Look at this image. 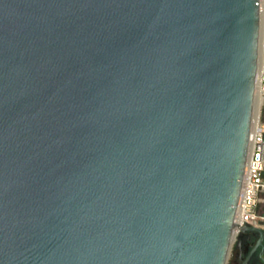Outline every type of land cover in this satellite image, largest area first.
Returning a JSON list of instances; mask_svg holds the SVG:
<instances>
[{
    "label": "water",
    "instance_id": "obj_1",
    "mask_svg": "<svg viewBox=\"0 0 264 264\" xmlns=\"http://www.w3.org/2000/svg\"><path fill=\"white\" fill-rule=\"evenodd\" d=\"M260 41L261 0H0V264H227Z\"/></svg>",
    "mask_w": 264,
    "mask_h": 264
},
{
    "label": "built area",
    "instance_id": "obj_2",
    "mask_svg": "<svg viewBox=\"0 0 264 264\" xmlns=\"http://www.w3.org/2000/svg\"><path fill=\"white\" fill-rule=\"evenodd\" d=\"M259 86L264 102V66L259 73ZM260 114V113H259ZM242 193L234 227V239L241 233L245 225L264 227V214L260 211L264 203V122L258 116L254 134L252 152L248 164L246 179L242 185ZM239 217L237 219V215Z\"/></svg>",
    "mask_w": 264,
    "mask_h": 264
},
{
    "label": "flooded vegetation",
    "instance_id": "obj_3",
    "mask_svg": "<svg viewBox=\"0 0 264 264\" xmlns=\"http://www.w3.org/2000/svg\"><path fill=\"white\" fill-rule=\"evenodd\" d=\"M239 235L233 244L230 264H264V239L259 243L260 233L245 230Z\"/></svg>",
    "mask_w": 264,
    "mask_h": 264
},
{
    "label": "bare ground",
    "instance_id": "obj_4",
    "mask_svg": "<svg viewBox=\"0 0 264 264\" xmlns=\"http://www.w3.org/2000/svg\"><path fill=\"white\" fill-rule=\"evenodd\" d=\"M263 39H264V0H261V41H260L259 68H258V75H257V82H256L254 113H253L252 131H251L250 144H249L248 160H247V165H246V170H245V175H244L243 182L246 179V175H247L248 164H249V160H250V156H251V152H252L254 134H255V131H256V128H257L258 116H259L260 108H261V105H262V102H261L262 94H261V90H260V86H259V79L258 78H259V73H260V71L263 68V62H264V43H263ZM242 191H243V189H242ZM239 205H241L240 202H239ZM237 212H238V210H237ZM238 217H239V213L237 215V219H238ZM235 221H236V218H235Z\"/></svg>",
    "mask_w": 264,
    "mask_h": 264
},
{
    "label": "rangeland",
    "instance_id": "obj_5",
    "mask_svg": "<svg viewBox=\"0 0 264 264\" xmlns=\"http://www.w3.org/2000/svg\"><path fill=\"white\" fill-rule=\"evenodd\" d=\"M263 43H264V39H263ZM263 66H264V63H263ZM261 102H262V97H261ZM263 116H264V102H263L262 105H261V108H260V114H259L260 120H261L262 122H263V120H262ZM260 211H261V213L264 214V203L261 204V206H260ZM234 241H235V240H234ZM233 244H234V242H233ZM233 244H232V247H231V251H230V255H229V259H228V263H227V264H230V258H231V256H232V248H233Z\"/></svg>",
    "mask_w": 264,
    "mask_h": 264
},
{
    "label": "trees",
    "instance_id": "obj_6",
    "mask_svg": "<svg viewBox=\"0 0 264 264\" xmlns=\"http://www.w3.org/2000/svg\"><path fill=\"white\" fill-rule=\"evenodd\" d=\"M262 120H263V122H264V116H263Z\"/></svg>",
    "mask_w": 264,
    "mask_h": 264
}]
</instances>
